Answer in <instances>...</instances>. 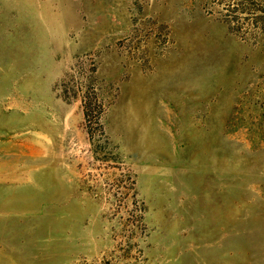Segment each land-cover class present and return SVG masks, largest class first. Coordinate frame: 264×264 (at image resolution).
<instances>
[{"label":"rangeland","instance_id":"374dc122","mask_svg":"<svg viewBox=\"0 0 264 264\" xmlns=\"http://www.w3.org/2000/svg\"><path fill=\"white\" fill-rule=\"evenodd\" d=\"M0 264H264V0H0Z\"/></svg>","mask_w":264,"mask_h":264}]
</instances>
